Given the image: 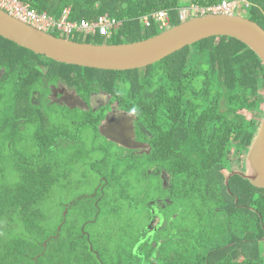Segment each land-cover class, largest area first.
I'll return each mask as SVG.
<instances>
[{
    "label": "trees",
    "instance_id": "1",
    "mask_svg": "<svg viewBox=\"0 0 264 264\" xmlns=\"http://www.w3.org/2000/svg\"><path fill=\"white\" fill-rule=\"evenodd\" d=\"M18 1L55 18L68 9L72 22L108 15L120 25L107 43L121 45L163 34L141 23L154 12L172 29L182 9L225 0ZM247 1L245 19L264 29V0ZM0 71V264H264V188L248 163L264 62L246 43L213 38L110 71L0 38ZM60 85L78 106L58 103ZM115 104L143 153L102 135Z\"/></svg>",
    "mask_w": 264,
    "mask_h": 264
},
{
    "label": "water",
    "instance_id": "2",
    "mask_svg": "<svg viewBox=\"0 0 264 264\" xmlns=\"http://www.w3.org/2000/svg\"><path fill=\"white\" fill-rule=\"evenodd\" d=\"M221 37L243 41L264 62V29L241 17L206 16L182 23L147 41L108 45L78 43L44 34L0 10V38L54 61L93 69H141L198 42ZM100 131L105 138L125 148L136 149L139 146L132 140L135 136L133 131L128 133L126 140L114 132L108 135L102 129ZM248 163L251 180L257 187L264 188V119L249 153Z\"/></svg>",
    "mask_w": 264,
    "mask_h": 264
},
{
    "label": "built area",
    "instance_id": "3",
    "mask_svg": "<svg viewBox=\"0 0 264 264\" xmlns=\"http://www.w3.org/2000/svg\"><path fill=\"white\" fill-rule=\"evenodd\" d=\"M247 0H225L221 4L208 8L192 5L180 11V21L187 22L206 16L236 17L238 4H245ZM0 10L16 21L44 34H57L59 38L73 41L76 37L103 38L111 40L120 23L108 15L97 21L72 22L70 10L65 9L59 18L49 16L47 13H39L18 0H0ZM146 28H152L155 24L160 31L171 27L170 14L167 11L155 12L141 20Z\"/></svg>",
    "mask_w": 264,
    "mask_h": 264
},
{
    "label": "rangeland",
    "instance_id": "4",
    "mask_svg": "<svg viewBox=\"0 0 264 264\" xmlns=\"http://www.w3.org/2000/svg\"><path fill=\"white\" fill-rule=\"evenodd\" d=\"M249 6V2L247 1V3L245 4H238V10H237V16L236 17H241V18H246L247 17V12H246V7ZM186 7H189L188 5ZM170 30V29H168ZM165 30V31H168ZM90 39V38H89ZM99 44H104V42L102 41H97ZM92 44V43H89ZM1 74V72H0ZM60 91L57 92L56 96L58 94H63L64 96H57L58 99V103L60 105H70V106H78L80 101L77 100L76 102H73L72 100V96L75 95V92L70 88L66 87L65 85H60ZM108 96L104 95L96 97H93V102L91 107L96 108L98 106L104 105L106 104V101H108ZM263 109H264V103L262 105ZM113 110L111 112H109L107 114V120H105L102 123L101 129L103 130V133H107L108 135L111 133H115L116 135H120L121 138H123L124 140L127 139V135L129 132L133 131V122H134V117L133 115H128L125 114L124 112H121L118 110L117 105H113ZM247 117L251 118V117H255L254 114H250V113H246ZM264 119V116H263ZM132 140H135L134 137H132ZM123 147V146H122ZM148 148H145L143 146H138L136 148V151L139 153H143L145 150H147ZM231 169L228 170V172ZM156 222L152 223V226L155 225ZM260 247L262 248V255H264V243H260L259 244Z\"/></svg>",
    "mask_w": 264,
    "mask_h": 264
},
{
    "label": "flooded vegetation",
    "instance_id": "5",
    "mask_svg": "<svg viewBox=\"0 0 264 264\" xmlns=\"http://www.w3.org/2000/svg\"><path fill=\"white\" fill-rule=\"evenodd\" d=\"M153 26H156V25L154 24ZM105 41H106V43H107V40H105ZM105 41H104V42H105ZM109 41H110V40H109ZM104 44H105V43H104ZM107 44H108V43H107ZM0 72H1V71H0ZM58 88H59V89L56 91V94H57L58 91H60V87H58ZM58 95H59V96H62V97L64 96L63 94H62V95H61V94H58ZM58 95H57V96H58ZM59 96H58V97H59ZM64 106H68V105H64ZM89 107H90V106H89ZM99 107H100V106H98L97 108L99 109ZM94 109H96V108H94ZM112 110H113V108H112Z\"/></svg>",
    "mask_w": 264,
    "mask_h": 264
},
{
    "label": "clouds",
    "instance_id": "6",
    "mask_svg": "<svg viewBox=\"0 0 264 264\" xmlns=\"http://www.w3.org/2000/svg\"><path fill=\"white\" fill-rule=\"evenodd\" d=\"M187 22H189V21H187ZM181 23H185V22H181ZM169 29H171V28H169ZM162 32H166V31H162Z\"/></svg>",
    "mask_w": 264,
    "mask_h": 264
},
{
    "label": "crops",
    "instance_id": "7",
    "mask_svg": "<svg viewBox=\"0 0 264 264\" xmlns=\"http://www.w3.org/2000/svg\"><path fill=\"white\" fill-rule=\"evenodd\" d=\"M155 13V12H154ZM153 14V13H152Z\"/></svg>",
    "mask_w": 264,
    "mask_h": 264
}]
</instances>
